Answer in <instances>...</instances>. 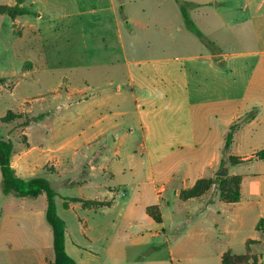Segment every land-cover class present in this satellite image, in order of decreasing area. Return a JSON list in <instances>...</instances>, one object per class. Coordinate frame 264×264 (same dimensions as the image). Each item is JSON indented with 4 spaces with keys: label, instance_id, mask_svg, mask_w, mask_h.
Instances as JSON below:
<instances>
[{
    "label": "crops",
    "instance_id": "0c3cea01",
    "mask_svg": "<svg viewBox=\"0 0 264 264\" xmlns=\"http://www.w3.org/2000/svg\"><path fill=\"white\" fill-rule=\"evenodd\" d=\"M38 1L21 0L20 6L36 11L39 16L43 12L51 13L54 23L55 19L61 20L64 15L88 12L81 10L86 0H57L53 5L58 10L53 12L39 9V6L34 9V5H39ZM156 1L157 6L149 7L151 17L157 15L152 17L156 21L153 24L156 29L169 31L168 36L175 41L185 27L184 20L180 21V17L183 19L181 10L172 7L171 0ZM213 1H217L219 7H213L209 0L199 6L209 11L212 8L213 14L223 22L218 32L222 31L223 36L229 33L230 37L224 38L219 34L216 37L214 31L211 51L198 43L195 52L189 54L187 49H183L180 54L170 56L161 51L162 47L156 46L160 52H151L147 57H140L139 54L132 61L127 60L125 54L123 57L131 68L128 72L129 86L138 127L137 131L129 130L128 135L140 134L139 141L144 143L143 152L148 166L143 163L133 168L129 182L120 185L119 189L126 190L123 196H128L129 189L135 191L124 212L126 228L121 231L124 239L130 237L137 245L166 250L167 260L142 262L134 254L120 255L110 262L112 248L108 243L95 247L98 242L110 237V217L105 212L108 206L88 207L81 202H70L65 208L63 203L66 210L91 212V215H77L71 225L66 222V250L76 264H210L196 263L194 260L200 258L199 255H206L205 258L222 264L226 252L236 253L233 248L238 244L236 241L244 230L246 219H249L247 211L259 208L258 214L252 216L255 231L264 219L262 193L257 191L255 195L258 202H247L243 183L241 200L237 203L217 199L209 203L206 195L187 200L182 198L183 191L191 190L209 172L214 171L217 175L223 161L226 130L252 111H256L255 116L235 133L230 153V156L246 157L244 159L248 162L222 170H226L230 177H241L235 170L256 160V154L264 150V0H239L235 10L243 18L230 23L221 11L226 5L225 0ZM95 2V16L84 19L80 27L91 29L99 24L107 27L111 23L120 29L122 24L117 13L118 7L123 5L116 0ZM17 3L18 0H10L7 6H16ZM146 7H141V14H146ZM134 22V18L129 17L127 24ZM232 31L235 33L233 37ZM188 43L189 40L184 44ZM238 45L245 47L240 49ZM123 94L124 88L120 85L118 96ZM127 114L128 111L118 113L121 117ZM44 117L40 124L55 120L53 113ZM109 131L102 130L98 136ZM239 136L250 141L262 140V144L248 154L238 156L233 150L235 139ZM95 139L90 137L88 141ZM52 154L57 159L54 163L59 170L63 151L57 150ZM104 155L101 171H105ZM49 157L46 151L34 153L33 150H26L23 161L12 164L18 176L29 180L35 178V173L45 170ZM140 175H143L141 179ZM101 179L98 168L92 166L90 178L83 185L99 192L94 193V197H85L86 200L104 203L108 199L109 187L103 188L99 183ZM38 200L39 197L2 198L0 191V264H48L55 261L54 231L47 218V198L46 204L41 206L37 205ZM150 208L160 213V222L148 213ZM248 240L244 238L242 243L246 245ZM161 244L164 247H160Z\"/></svg>",
    "mask_w": 264,
    "mask_h": 264
},
{
    "label": "rangeland",
    "instance_id": "374dc122",
    "mask_svg": "<svg viewBox=\"0 0 264 264\" xmlns=\"http://www.w3.org/2000/svg\"><path fill=\"white\" fill-rule=\"evenodd\" d=\"M18 1L20 5L21 0ZM55 1L39 0V5L33 8L39 6V9L53 12L58 10L53 5ZM171 1L172 7L179 11L180 6L176 0ZM181 1L188 8L193 22L201 29L204 39L183 27L175 41H171L169 31L156 29L153 24L156 21L152 17L157 15L151 17L149 13L150 6H157L156 0H116L123 5L118 7L117 13L122 24L120 29L111 23L107 27L104 24L91 29L80 27L84 19L95 16V0H86L82 5L81 10L87 13L64 15L61 20L55 19V23L52 21L53 15L47 12L39 16L35 11L31 12L32 15H18L14 18L0 13V136L13 145L12 162L23 161L22 156L26 150H33L34 153L46 151L50 154L45 170L33 176L51 185L56 193L57 212L68 225L75 222L77 215H91V212L82 209L66 210L63 203L67 199L73 197L92 204L99 203L85 199L94 197V193L99 191L83 185L90 178L91 167L98 168L102 176L99 183L103 188L108 186L110 191L108 199L103 203L109 208L105 212L110 217V237L98 242L95 247L108 243L112 248L110 262L120 255L136 254L142 262L166 261L168 257L167 251L162 248L154 250L150 245L133 243L130 237L124 239L121 231L126 228L124 212L135 191L129 189L128 196H123L126 190L119 189L120 185L129 182L133 168L143 163L148 166L143 152L144 143L139 141L140 134L136 132L128 135L129 130L137 131L138 127L133 112L132 89L129 86L128 72L131 68L123 61L124 54L127 60L132 61L139 54L140 57H147L151 52H160L159 47H156L160 46L166 55L176 56L183 49H187V54L194 53L198 43L204 44L211 51L214 31L216 37L218 34L224 38L230 37L229 33L223 36L222 31L218 32L223 22L213 14L212 8L209 11L199 6L207 0ZM238 1L225 0L226 5L221 11L229 23L243 18L235 10ZM9 2L0 0V5L7 6ZM209 2L216 7L217 1ZM124 4H127L125 8ZM145 5L148 10L143 15L141 7ZM129 17L135 20L131 25L127 24ZM180 21H183L181 17ZM35 24L40 27L37 28ZM240 33L243 34L241 28ZM233 35L234 31L231 37ZM187 40L189 43L184 44ZM242 47L245 46L240 49ZM120 85L124 88V94L118 96ZM122 111H128L129 114L121 117L118 113ZM52 113L55 119L52 123L40 124L45 115ZM255 114L252 111L243 119ZM109 129L105 135L98 136L102 130ZM90 137L96 139L88 141ZM260 144L262 140L250 141L239 136L235 139L233 151L238 156H244ZM57 150L63 151L59 170L54 163L57 159L52 157V153ZM231 151L232 148L228 152L222 149L224 162L220 170L234 166V159L242 161L238 165L248 162L244 159L246 157L230 156ZM103 155L104 169L108 174L100 170ZM235 171L242 175L240 178L247 202L259 201L255 196L257 191L262 193L264 199V159H256ZM142 177L140 175L139 179ZM216 177L220 176L211 171L204 178L216 181ZM225 177L231 180L236 176ZM216 182L205 194L209 200H219L218 187L221 182ZM42 204H46V194L39 196L37 205ZM258 209L256 207L251 212L247 211L246 217L249 219H246L244 230L239 233L236 241L238 244L233 248L236 253L231 251L233 256L238 257L233 259V264H264V221L261 226L258 224L259 233L253 228L252 216L258 214ZM153 214L160 217L157 211ZM244 238L251 240L244 245ZM199 256L194 260L196 263L221 264L215 259L205 258L206 255Z\"/></svg>",
    "mask_w": 264,
    "mask_h": 264
},
{
    "label": "trees",
    "instance_id": "16d2710c",
    "mask_svg": "<svg viewBox=\"0 0 264 264\" xmlns=\"http://www.w3.org/2000/svg\"><path fill=\"white\" fill-rule=\"evenodd\" d=\"M19 2L20 1H18V4L16 6L0 5V13L6 14L11 18H14L18 15H32L31 11H29L26 7H21L19 5ZM176 2L180 6L186 29L194 33L199 38L204 39L203 33L191 19L188 8L185 6V4L181 0H176ZM253 117L254 116L248 119L242 118L226 130L223 145L224 152H228L231 150L235 133L242 127L243 124L251 120ZM12 157L13 145L9 142L4 141L0 136V191L2 198L36 199L40 195L46 194L47 218L54 231V248L56 253L55 261L48 264H76L75 260L68 254L66 250V237L68 228L66 222L60 217L57 212L55 203L56 193L54 192L51 185L42 178H33L26 180L18 176L12 164ZM255 157L257 159L263 160L264 150L259 151ZM223 162L224 161H222L221 163L222 165ZM241 162L242 161L234 159V161H232V164L235 166ZM217 180L221 182L218 187V197L220 201L225 203H237L241 200L242 180L240 176L233 177L231 180H228L226 177H216V181ZM216 181L202 178L191 190L183 191L182 198L187 200L203 196L210 190L212 185L217 184ZM212 201L213 200H210L209 203H212ZM70 202H81L88 207L93 205L107 206L103 203L92 204L89 201H82V199L80 198H69L64 203L65 208L69 207ZM154 211H156L155 208L148 209V213L152 215V217H154L157 222H160L161 218L158 216H154ZM263 221V219L260 221L259 226L262 225ZM236 258L238 259V257L231 254V251H228L222 257V264H233L232 261ZM239 258L243 259L244 257Z\"/></svg>",
    "mask_w": 264,
    "mask_h": 264
},
{
    "label": "water",
    "instance_id": "95a60500",
    "mask_svg": "<svg viewBox=\"0 0 264 264\" xmlns=\"http://www.w3.org/2000/svg\"><path fill=\"white\" fill-rule=\"evenodd\" d=\"M216 7H219V4L218 3H216ZM217 175L220 176V177H225V176L228 175V172L226 170H221V171H219L217 173Z\"/></svg>",
    "mask_w": 264,
    "mask_h": 264
}]
</instances>
